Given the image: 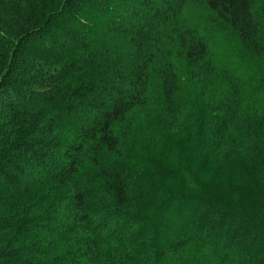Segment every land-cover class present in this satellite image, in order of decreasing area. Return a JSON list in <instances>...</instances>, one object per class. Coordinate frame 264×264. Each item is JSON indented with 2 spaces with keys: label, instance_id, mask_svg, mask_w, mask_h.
Here are the masks:
<instances>
[{
  "label": "trees",
  "instance_id": "obj_1",
  "mask_svg": "<svg viewBox=\"0 0 264 264\" xmlns=\"http://www.w3.org/2000/svg\"><path fill=\"white\" fill-rule=\"evenodd\" d=\"M244 101L264 0H0V264H264V128L222 159ZM127 122L141 190L103 159Z\"/></svg>",
  "mask_w": 264,
  "mask_h": 264
},
{
  "label": "rangeland",
  "instance_id": "obj_2",
  "mask_svg": "<svg viewBox=\"0 0 264 264\" xmlns=\"http://www.w3.org/2000/svg\"><path fill=\"white\" fill-rule=\"evenodd\" d=\"M25 23L22 20L16 24V28H21ZM160 121V119H158ZM162 125V124H161ZM122 133H127L126 143L121 148L122 155L107 154L103 156L104 160H108L115 172L123 171L126 173V180L132 188L141 190L145 185L158 184L160 179V170L158 163L150 159L141 147V139L138 137V131L133 127L132 122L121 125ZM133 130H129L130 128ZM264 128V109L260 108L249 101H244L236 125L231 131L227 149L222 157L225 164L233 162H242L249 164L251 162L256 149V134L258 129ZM128 155V156H127ZM90 161H95L98 157L93 154L89 155ZM88 157L83 159L85 167L81 171L79 177L85 184H104V181H95L92 178L91 170H95L87 164ZM89 171H86L89 169ZM82 181V182H83ZM109 199H105V205L110 204Z\"/></svg>",
  "mask_w": 264,
  "mask_h": 264
}]
</instances>
